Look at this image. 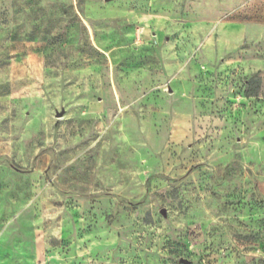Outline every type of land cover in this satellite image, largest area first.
I'll return each mask as SVG.
<instances>
[{
    "label": "rangeland",
    "instance_id": "rangeland-1",
    "mask_svg": "<svg viewBox=\"0 0 264 264\" xmlns=\"http://www.w3.org/2000/svg\"><path fill=\"white\" fill-rule=\"evenodd\" d=\"M0 264H264V0H0Z\"/></svg>",
    "mask_w": 264,
    "mask_h": 264
}]
</instances>
